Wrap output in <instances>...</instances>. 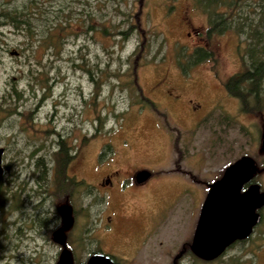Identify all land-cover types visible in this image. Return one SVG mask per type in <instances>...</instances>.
<instances>
[{
	"label": "rangeland",
	"instance_id": "obj_1",
	"mask_svg": "<svg viewBox=\"0 0 264 264\" xmlns=\"http://www.w3.org/2000/svg\"><path fill=\"white\" fill-rule=\"evenodd\" d=\"M188 1L0 0V264H54L59 248L49 232L63 201L76 214L84 205L89 210L84 220L75 218L68 234L72 264H82L99 249L121 257V264L138 263L136 254H121L110 240H96L101 201L86 182L95 183L101 169L123 170L131 162L162 169L174 156L166 146L189 145L193 118L180 106L165 105L160 88L192 99L196 114L213 108L212 115L229 119L222 145L212 140L206 121L192 132L195 149H210L212 142L219 147L213 160L205 156L195 164L199 180L209 181L228 160L251 148L248 137L253 140L256 130L250 128L244 145L241 103L225 97L212 105L217 90L210 73L223 81L250 71L237 90L246 91L248 99H264V0H198L201 10L196 6L185 16ZM178 71L189 72L188 81L193 80L183 84ZM163 120L167 138L154 124ZM59 141L67 146L66 173L73 182L65 199L52 188ZM160 171L152 177L163 176ZM260 177L264 190L263 171ZM188 191L194 202L185 195L176 200L179 231L171 238L173 246L188 237L196 214L199 197ZM162 198L164 212L174 201ZM148 201L154 208L156 197L151 194ZM154 249L151 243V257ZM239 252L233 255L237 262Z\"/></svg>",
	"mask_w": 264,
	"mask_h": 264
},
{
	"label": "flooded vegetation",
	"instance_id": "obj_2",
	"mask_svg": "<svg viewBox=\"0 0 264 264\" xmlns=\"http://www.w3.org/2000/svg\"><path fill=\"white\" fill-rule=\"evenodd\" d=\"M172 5L173 4L170 6ZM225 5H228L229 7L231 6L229 3ZM196 6H198L201 10L198 0H189L186 3L183 2L182 12L186 16L187 11L194 10L193 8ZM224 10L226 13L229 12V10L225 9V7ZM225 12H223L224 16L226 15ZM214 24L215 23H212L211 25ZM186 35H189L188 31L186 32ZM243 72L247 73L248 71L245 70ZM178 73L181 75L183 79L182 83L185 85L193 80L191 79L188 81L191 76L189 72L178 71ZM210 76L216 79L215 84L217 90V94L212 99V105H218L220 99L225 97L229 100L234 97L238 104L241 103L239 107L241 118L240 126L244 135V145H247L246 136L249 135L248 133L250 128H255L256 136L254 139L252 140L250 136L248 137V143L251 147L250 149H246V151L241 152V154L237 155L233 161L228 160L223 168H221L219 174L211 178L209 181L199 180L195 176L196 172L193 170L195 164H202L205 156L208 160H213L219 147L215 146L212 142V146L214 147H211L210 149H205L204 151L195 149L194 145L190 144L193 142L192 138L194 133L192 135V132L200 125L201 122L206 121L210 124L208 126L210 128L208 132L212 134V140L214 142L216 140L217 143L222 145L224 144V139H222V137L225 136L227 132V121H229V119L225 120L224 116L221 118L220 115L217 117L212 115V111L214 110L213 108H211L212 110H206L207 113H204L206 111L202 110L204 111L203 113L196 114L194 112L195 107L191 105L192 99L179 97L177 93H173L171 90L163 87L160 88V90L162 91V95L166 98L165 105L168 107L169 105L180 106L184 114L193 118V120L188 124V128L191 129V140H189V145H179L177 142L174 146L170 145L165 147L166 152L169 155L173 153L174 156L173 161L169 162V166L165 165L162 169L159 168L158 170H154H161L160 172L163 173V176H157L155 178L152 177L154 172L152 167H155V164H150L154 166H146L145 164L131 162L127 163L129 166L123 170H120V168H114L113 170L101 169V171L98 172L95 183L86 182V185L89 186V191L95 195V200L97 202L101 201V207L98 211H96L98 219L94 223L95 225L93 227V230L96 231V240L101 242L104 239L110 240L112 249H116L121 254L131 252L132 257L136 254L135 257L138 261L137 264H143L144 261H152L157 264H165L167 262L169 264H198L199 261L210 262L217 260L220 257H222L223 264H234L233 261L237 264H264V215L262 213L264 202L260 206L254 208L256 220L250 226L249 232L240 238L233 239L218 255L210 259L201 258L191 247L193 232L196 228L201 204L208 190L217 182V180L220 179L225 167L236 163L243 157H248L251 161L252 173L250 177L240 186L239 191L241 192L246 190L250 185H257L258 191L264 194V190L262 189L260 183V175H262V171L264 172V99L258 97L248 99L244 97L243 95L246 91H242V93H244L242 94L239 90H237V86H241L242 82H237L236 80L231 81L232 78H235L236 73L231 74L223 81L218 80L213 72L210 73ZM144 100L148 101L147 99ZM150 103L153 104V102ZM165 105L162 107L166 112L167 107ZM248 105H251L252 107H248ZM196 106L198 109L201 108V105L199 104ZM168 115H170V113H168ZM178 122V119H173L172 123L177 125ZM154 124L167 138V132L169 131L168 124L165 123L164 120L161 124H159L158 121H154ZM171 149L175 150L172 151ZM247 150L252 154H250ZM163 155L164 153L162 152V156ZM225 155L229 156L226 152ZM164 157H166V155H164ZM183 158L188 162L185 167H182L181 163ZM163 163L165 162L160 164ZM55 166L56 169L52 171V168ZM66 166L67 162L64 164H55V161L52 160L51 163V178L53 180L52 188L54 186V191L56 190L60 192L64 199L70 193L69 184L73 183L68 179L70 176L66 173ZM199 181L203 184L202 197L200 196L201 189L197 188L200 184ZM75 182L77 181L75 180ZM188 188L194 189L197 197H199L198 203L197 201L196 204L194 203L197 206L196 214L194 216L188 237H183L177 246H173L171 238H173L174 233L179 231V207H177L176 200L178 198L182 199V196L185 195L186 197H190L192 202H194ZM151 194L156 197L154 208L151 207L150 202L148 201V197ZM166 195H168V199H171V201L173 200L174 202L166 211L163 212L166 208L164 205L167 201H165L166 199H163L162 197H165ZM67 203V201H63L57 205L56 210L58 213V221L55 225H53L54 228L51 227L49 232V238L58 246L59 252L63 246L67 248L66 242L68 234L74 224L75 218L79 217L84 220L89 214V210H87L85 205L82 206V208H80V212L76 214L72 206ZM60 206H69L71 215V224L63 231V244L57 243L53 239L54 231L62 225L61 216L58 212V207ZM151 243L155 248V255L153 257L150 256L149 252ZM238 251H240L239 253H241L242 257L239 258L237 262L233 258V255ZM95 252L104 254L101 249ZM105 255H107L114 264L122 263L121 257L108 253ZM248 255L252 257L251 261L248 259ZM147 256L149 257L147 258Z\"/></svg>",
	"mask_w": 264,
	"mask_h": 264
},
{
	"label": "water",
	"instance_id": "obj_3",
	"mask_svg": "<svg viewBox=\"0 0 264 264\" xmlns=\"http://www.w3.org/2000/svg\"><path fill=\"white\" fill-rule=\"evenodd\" d=\"M1 153L0 147V173ZM251 173V161L248 157H243L225 167L220 179L208 190L200 207L191 246L199 257L210 259L218 255L233 239L249 232L256 220L254 208L264 202V194L258 191L257 185H250L246 190L239 191ZM58 212L62 225L54 231L53 239L63 244V231L71 224L70 207L60 206ZM55 264H72L69 251L64 246L60 249ZM83 264L114 263L107 255L95 252Z\"/></svg>",
	"mask_w": 264,
	"mask_h": 264
},
{
	"label": "trees",
	"instance_id": "obj_4",
	"mask_svg": "<svg viewBox=\"0 0 264 264\" xmlns=\"http://www.w3.org/2000/svg\"><path fill=\"white\" fill-rule=\"evenodd\" d=\"M251 72L248 71L247 73H241V75L235 76V78H232L231 81L236 80L237 82H241L245 77L247 78L248 75H250ZM58 152L55 153L54 159H55V164L57 163H66L68 161V155H67V146L65 145L64 141H59V147H58ZM56 169V166L53 167V170Z\"/></svg>",
	"mask_w": 264,
	"mask_h": 264
},
{
	"label": "clouds",
	"instance_id": "obj_5",
	"mask_svg": "<svg viewBox=\"0 0 264 264\" xmlns=\"http://www.w3.org/2000/svg\"><path fill=\"white\" fill-rule=\"evenodd\" d=\"M117 131H118V129H117ZM53 228H54V226H52Z\"/></svg>",
	"mask_w": 264,
	"mask_h": 264
}]
</instances>
